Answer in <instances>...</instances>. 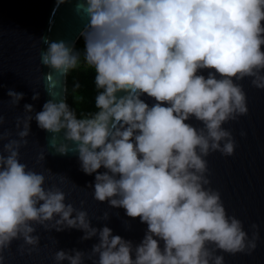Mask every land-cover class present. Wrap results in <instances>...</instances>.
<instances>
[{
    "label": "clouds",
    "instance_id": "9594fccd",
    "mask_svg": "<svg viewBox=\"0 0 264 264\" xmlns=\"http://www.w3.org/2000/svg\"><path fill=\"white\" fill-rule=\"evenodd\" d=\"M74 12L87 21L79 37L83 62L95 71L98 110L78 118L49 86L41 111L32 115L34 106L25 104L30 115L17 117L19 139L0 132V141L7 140L0 147V264L13 241H22L21 254L39 250L37 225L97 238L88 253L56 251L57 264H85L86 258L91 264H225L224 253L251 255L259 225L249 234L228 214L211 187L207 157L234 155L236 140L223 125L248 114L240 81L264 90V0H75ZM40 39L47 45L42 65L63 77L79 67L73 42ZM45 80L52 82L51 72ZM7 95L13 105L24 97L12 89ZM33 119L53 134L55 153L69 154L55 134L63 131L72 142L81 170L95 174L88 185L94 199L147 225L139 243L107 225L92 226L86 210L66 203L64 191L45 186V175L20 161ZM44 159L40 153L37 162ZM102 218L109 220V212Z\"/></svg>",
    "mask_w": 264,
    "mask_h": 264
},
{
    "label": "water",
    "instance_id": "95a60500",
    "mask_svg": "<svg viewBox=\"0 0 264 264\" xmlns=\"http://www.w3.org/2000/svg\"><path fill=\"white\" fill-rule=\"evenodd\" d=\"M74 2L0 0V115L4 117L0 132H10V139H19V129L15 127L17 117L30 115L25 113L24 105L34 106L32 115L41 111L43 104L51 98L46 91L49 86L56 99H66L67 76L63 77L41 64L40 52L46 50L47 45L40 37L47 36L52 41L65 40L75 45L87 21L74 12ZM49 72L52 73V82L45 80V74ZM240 83L247 95L248 114L223 125L232 131L236 140L234 155L224 156L217 151L211 153L207 160L211 169V187L219 190L228 214L241 219L249 234L253 223L259 225L260 238L256 250L251 255L224 253L225 264H264V90L253 87L247 78ZM9 89L24 93L18 105L11 104L7 95ZM34 92L40 93L36 100L32 99ZM142 99L150 105L154 103L147 95ZM189 122L200 126L195 119ZM30 129L27 145L20 148V161L43 173L45 186L55 184L64 191L66 203L86 210L92 226L101 228L107 225L114 235L139 243L147 225L141 223L139 217H127L123 208L112 209L106 202L94 199V189L88 185L94 184L95 174L87 175L81 170L78 155L72 153V142L64 140L63 131L55 134L56 143L69 145L67 155L55 153V148L49 143L53 134L39 128L35 119L30 122ZM241 132L246 135L242 136ZM6 142L0 141V147ZM40 153L45 154V159L37 162ZM61 175L64 176L63 182ZM106 211L110 214L107 221L102 218ZM36 227V234L40 236L39 250L30 255L27 251L21 254L18 245L22 241H13L10 249L5 250L4 264H57L54 260L56 251L78 249L88 253L98 242L95 237L81 240L83 231L74 228L57 232L54 229L46 231L40 225ZM62 264H68V261ZM85 264H91V261L86 258Z\"/></svg>",
    "mask_w": 264,
    "mask_h": 264
},
{
    "label": "trees",
    "instance_id": "16d2710c",
    "mask_svg": "<svg viewBox=\"0 0 264 264\" xmlns=\"http://www.w3.org/2000/svg\"><path fill=\"white\" fill-rule=\"evenodd\" d=\"M74 46L81 53V63L77 69L71 70L67 74L66 102L76 111L79 118L98 110L95 107L97 89L95 88L94 69L83 62V39L79 37Z\"/></svg>",
    "mask_w": 264,
    "mask_h": 264
}]
</instances>
